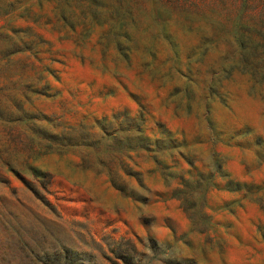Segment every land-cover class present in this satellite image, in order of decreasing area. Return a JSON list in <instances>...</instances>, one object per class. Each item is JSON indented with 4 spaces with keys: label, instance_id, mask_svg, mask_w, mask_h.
<instances>
[{
    "label": "rangeland",
    "instance_id": "374dc122",
    "mask_svg": "<svg viewBox=\"0 0 264 264\" xmlns=\"http://www.w3.org/2000/svg\"><path fill=\"white\" fill-rule=\"evenodd\" d=\"M0 264H264V0H0Z\"/></svg>",
    "mask_w": 264,
    "mask_h": 264
}]
</instances>
